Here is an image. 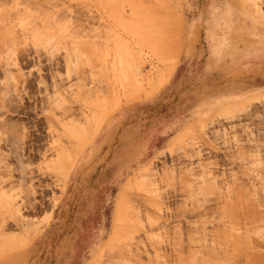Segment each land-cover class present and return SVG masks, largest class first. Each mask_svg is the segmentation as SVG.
<instances>
[{
	"label": "rangeland",
	"instance_id": "374dc122",
	"mask_svg": "<svg viewBox=\"0 0 264 264\" xmlns=\"http://www.w3.org/2000/svg\"><path fill=\"white\" fill-rule=\"evenodd\" d=\"M0 36V264H264V0H0Z\"/></svg>",
	"mask_w": 264,
	"mask_h": 264
},
{
	"label": "bare ground",
	"instance_id": "6f19581e",
	"mask_svg": "<svg viewBox=\"0 0 264 264\" xmlns=\"http://www.w3.org/2000/svg\"><path fill=\"white\" fill-rule=\"evenodd\" d=\"M31 21H32V20H31ZM2 33H3V32H2ZM0 37H1V36H0ZM238 188H239V187H238ZM244 190H246V189H244ZM243 192H244V191H243ZM243 192H242V193H243ZM231 193H232V192H230V194H231ZM251 193H252V192H251ZM240 195H241V194H240ZM251 195H252V194H251ZM242 197H243V196H242ZM250 199H251V198H250ZM248 201H249V200H248ZM232 202H234V201H232ZM245 202H246V201H245ZM238 203H239V201H238ZM251 203H252V201H251ZM229 205H230V204H229ZM256 205H257V204H256ZM227 206H228V205H227ZM231 207H232V206H231ZM235 207H236V206H235ZM238 207H239V206H238ZM253 207H254V206H253ZM241 208H242V207H241ZM254 208H255V207H254ZM224 209H225V208H224ZM232 209L234 210L235 208H232ZM255 209H256V208H255ZM255 209H254V210H255ZM235 210H237V209H235ZM235 210H234V211H235ZM224 211H225V210H224ZM226 212H228V211H226ZM236 212H237V211H236ZM236 212H235V213H236ZM223 213H224V212H223ZM238 213H239V212H238ZM195 214H197L198 217H200V215H199L198 213H195ZM226 214H227V213H226ZM228 215H229V214H228ZM234 215H235V214H234ZM244 216H245V215H244ZM250 218H251V217H250ZM225 223H227V222H225ZM151 224H152V223H151ZM227 224H230V223L228 222ZM230 225H232V222H231ZM198 226H199V225H198ZM198 226H197V227H198ZM203 226H204V225H203ZM205 226H206V225H205ZM233 226H235V224H234ZM198 228L200 229V227H198ZM224 228H225V227H224ZM224 228H223V229H224ZM200 230H202V229H200ZM225 230H226V229H225ZM226 231H227V230H226ZM230 231H231V230H230ZM222 232H224V230H223ZM227 232H229V230H228ZM227 232H226V233H227ZM231 232H233V230H232ZM234 232H235V231H234ZM258 234H259V233H258ZM232 235H233V234H232ZM236 235H237V234H236ZM223 236H224V235H223ZM225 236H226V235H225ZM228 236H230V235L228 234ZM228 236H227V237H228ZM190 237H191V236H190ZM236 237H237V236H236ZM240 237H241V236H240ZM258 237H259V236H258ZM229 238H230V237H229ZM189 239H190V238H189ZM191 240H192V238H191ZM191 240H189V241L191 242ZM193 240H194V239H193ZM193 240H192V241H193ZM242 240H244V239H242ZM248 240H249V239H248ZM223 241H224V240H223ZM223 241H222V242H223ZM240 241H241V240H240ZM257 241H258V240H257ZM219 242H220V241H219ZM222 242H221V243H222ZM225 242H226V241H225ZM227 242H228V241H227ZM155 243H156V242H155ZM191 243H192V242H191ZM193 243H194V242H193ZM228 243H230V242H228ZM156 244H157V243H156ZM214 244H215V243H214ZM236 244H237V243H236ZM239 244H241V243H239ZM247 244H249V243H247ZM154 245H155V244H154ZM154 245H153V247H155V248L157 249L156 245H155V246H154ZM175 245H177V244H175ZM223 245H224V244H223ZM226 245H227V244H225V246H226ZM178 246L180 247V246H182V245H181V244H178ZM227 246H228V245H227ZM238 246H239V245H238ZM174 247H175V246H174ZM181 248H182V247H181ZM224 248H225V247H224ZM246 248H247V247H246ZM248 248H249V247H248ZM209 249H210V248H209ZM218 249H220V248H218ZM225 249H226V248H225ZM214 250H215V249H214ZM123 251H124V250H122V252H123ZM125 251H126V249H125ZM157 251H158V250H157ZM208 251H209V250H208ZM210 251H211V249H210ZM247 251H248V250H247ZM119 252H120V251H119ZM122 252H120V253H122ZM227 252H228V251H227ZM244 252H245V250H244ZM124 253H125V252H124ZM209 253H210V252H209ZM209 253H207V256H208ZM212 253H213V250H212ZM222 253H223V252H222ZM126 254H127V253H126ZM128 254H129V253H128ZM190 254H192V253H190ZM225 254H226V253H225ZM251 254H252V253H251ZM121 255H123V254H121ZM182 255H183V254H182ZM194 255H196V254H194ZM211 255H212V254H211ZM211 255H209V258H210ZM125 256L127 257V255H125ZM158 256H159V255H158ZM204 256H205V255H204ZM122 257H123V256H122ZM193 257H194V256H193ZM193 257H192V260H193ZM197 257H198V256H197ZM211 257H212V256H211ZM199 258H200V257H199ZM250 258H251V257H250ZM156 259H157V258H156ZM158 259H159V258H158ZM187 259H188V258H187ZM200 259H202L203 262H204V259H205V258H204V259H203V258H200ZM200 259H199V260H200ZM214 259H215V258H214ZM196 260H197V259H196ZM202 260H200V261H202ZM249 260H250V259H249ZM209 261H210V260H209ZM247 261H248V260H247ZM184 262H185V261H184ZM191 262H192V261H191ZM211 262H212V261H211ZM211 262H210V263L208 262V263L211 264ZM248 262H249V261H248ZM254 262H255V261H254ZM204 263H205V262H204ZM187 264H188V263H187ZM194 264H195V262H194ZM197 264H199V262H198ZM201 264H202V263H201ZM212 264H213V263H212Z\"/></svg>",
	"mask_w": 264,
	"mask_h": 264
}]
</instances>
